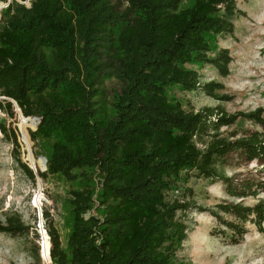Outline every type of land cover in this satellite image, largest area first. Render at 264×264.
<instances>
[{"label": "trees", "instance_id": "trees-1", "mask_svg": "<svg viewBox=\"0 0 264 264\" xmlns=\"http://www.w3.org/2000/svg\"><path fill=\"white\" fill-rule=\"evenodd\" d=\"M24 1L0 0L7 4L0 7V108L16 116V104L24 130L25 122L37 121L30 139L50 141L46 170L37 172L42 179L60 174L79 182L69 191L67 251L49 209L42 210L49 240L44 262L171 264L188 232L177 217L190 208L179 200L183 171L220 180L237 198L264 190L260 179L233 181L224 173L232 154L264 168L261 109L245 116L262 130L231 140L220 127L235 115L218 116L211 106L186 110L168 95L176 84L221 98L222 84L202 83L193 66L210 64L217 75H229L228 49L209 55L207 37L233 32V19L242 14L236 0H194L184 8L181 0H125L123 7L113 0ZM109 77L121 88L107 103L103 83ZM0 131L7 135L8 129ZM11 133L17 149L18 131ZM209 212L219 221V212L245 221L264 216V199L252 207L219 204ZM33 228L16 211L0 220V233L10 237L32 232L34 242L39 233ZM33 244L26 251L40 263Z\"/></svg>", "mask_w": 264, "mask_h": 264}, {"label": "rangeland", "instance_id": "rangeland-1", "mask_svg": "<svg viewBox=\"0 0 264 264\" xmlns=\"http://www.w3.org/2000/svg\"><path fill=\"white\" fill-rule=\"evenodd\" d=\"M113 1L122 7L126 5L125 0ZM193 2L181 0L180 8L191 6ZM23 3L30 5L29 0ZM6 5L0 2V7ZM236 6L242 14L233 19V32L210 34L207 37L209 55L222 48L228 49L231 57L229 75H217L216 69L210 64L193 66L200 73L202 83L215 81L222 84L218 91L221 98L214 99L201 90L184 91L176 84L168 86L170 99L179 101L186 110L197 111L204 106H211L218 116L235 115L231 125L220 127L222 134L231 140L242 137L248 131L262 130L245 114L261 109L260 113L264 116V0H236ZM120 88L121 83L116 78H106L103 83L105 102L109 103ZM13 106L16 116H10L0 108V127L5 125L8 129L7 135L0 131V220L3 221L7 214L16 211L31 231L34 226L37 228L39 238L33 242L32 232L28 238L0 233V264H52L50 260L44 262L49 240L43 226L42 210L45 206L49 209L59 231L62 247L67 251V237L72 225L69 191L78 188L79 182H68L60 174H49L46 179L37 174L46 168L42 158L46 159L50 155V141H32L29 131L34 130L36 125L25 122L24 128L31 142L29 153L20 128L21 113ZM14 128L18 131L17 149L11 141V130ZM15 154L31 169L34 180L16 162ZM31 155L34 160H31ZM86 171L90 172L89 169ZM224 173L233 181L260 179V182H264V168L259 162L248 161L236 154L227 157ZM178 185L179 200L184 205H190V208L179 210L177 217L186 223L188 232L171 264H264V216L251 214L243 221L234 215L219 212L222 219L219 221L209 212L219 204L252 207L264 199V190L237 198L225 192L220 180L202 179L195 176L193 171L181 172ZM167 197L174 198L171 192ZM40 222L43 224L41 228L38 226ZM33 243L39 247L40 263L26 251V248L33 249Z\"/></svg>", "mask_w": 264, "mask_h": 264}, {"label": "bare ground", "instance_id": "bare-ground-1", "mask_svg": "<svg viewBox=\"0 0 264 264\" xmlns=\"http://www.w3.org/2000/svg\"><path fill=\"white\" fill-rule=\"evenodd\" d=\"M16 108H17V106H16ZM17 110L19 111V109L17 108ZM19 114H20V112H19ZM20 117H21V120H23L24 121V119H23V116L20 114ZM29 123L32 125V126H35L36 125V120L35 119H31L30 121H29ZM20 128H21V131H22V136H23V139H24V141H25V143H26V145H27V148L29 149V153H31V148H30V144H29V141H28V138H27V136H26V131L23 129V127L22 126H20ZM43 160H44V158H42ZM45 163V162H44ZM49 242V241H48ZM49 246V245H48Z\"/></svg>", "mask_w": 264, "mask_h": 264}, {"label": "built area", "instance_id": "built-area-1", "mask_svg": "<svg viewBox=\"0 0 264 264\" xmlns=\"http://www.w3.org/2000/svg\"><path fill=\"white\" fill-rule=\"evenodd\" d=\"M41 225H43V224H42V222H40V223H39V225H38V226H39V228H41ZM43 226H44V225H43Z\"/></svg>", "mask_w": 264, "mask_h": 264}, {"label": "water", "instance_id": "water-1", "mask_svg": "<svg viewBox=\"0 0 264 264\" xmlns=\"http://www.w3.org/2000/svg\"><path fill=\"white\" fill-rule=\"evenodd\" d=\"M0 98H2V97H0ZM15 106H16V104H15ZM17 108H18V107H17ZM44 162H45V164H46V159H44ZM44 170H46V168H45Z\"/></svg>", "mask_w": 264, "mask_h": 264}]
</instances>
